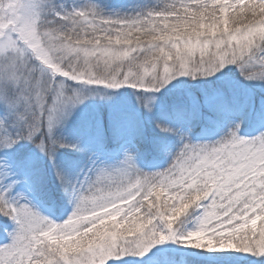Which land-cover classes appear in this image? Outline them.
<instances>
[{
    "label": "snow or ice",
    "instance_id": "snow-or-ice-1",
    "mask_svg": "<svg viewBox=\"0 0 264 264\" xmlns=\"http://www.w3.org/2000/svg\"><path fill=\"white\" fill-rule=\"evenodd\" d=\"M229 66L264 85V0H155L133 14L99 0H0V217L12 225L0 264H264V95L233 85L211 97L235 117L211 142L157 123L180 141L163 170H143L130 150L110 164L89 156L83 176L56 161L61 148L86 151L59 133L90 96L130 88L151 112L171 82ZM245 122L258 134L241 136ZM29 143L74 206L61 222L27 195L40 171Z\"/></svg>",
    "mask_w": 264,
    "mask_h": 264
},
{
    "label": "rangeland",
    "instance_id": "rangeland-1",
    "mask_svg": "<svg viewBox=\"0 0 264 264\" xmlns=\"http://www.w3.org/2000/svg\"><path fill=\"white\" fill-rule=\"evenodd\" d=\"M79 3L80 0H69V3ZM99 3L106 12H119L121 14H133L151 7L155 0H99ZM230 67V66H229ZM231 68V67H230ZM180 79V78H178ZM171 82L163 89L164 94H156V101L153 110L148 112L142 108L138 101V93L130 88H122L118 91H110L107 96L93 95L84 100L73 111L59 134L66 137L67 142H80V147L86 149L79 152L71 148H61L56 155V161L62 167L69 170L73 176L80 174L83 176L89 166V156L96 159L100 164L115 163L122 158L125 150L135 153L137 164L145 171H158L168 167L172 156L180 147L179 135L162 132L156 124L178 129L181 133H187L193 142H211L223 136L232 126L234 118H226L218 107L213 106L209 100L211 97H220L226 94L216 92L212 94L211 84L199 86L200 93H194V89L186 88L178 91L180 85L186 77ZM209 80V78H208ZM234 82L233 79H231ZM247 90L258 96L264 95V85L259 83H246L244 86L235 81L233 85ZM181 97L195 100L199 105V115L195 117L180 116L175 118L167 110L165 104L171 101L172 106L181 103ZM170 98V99H169ZM205 107L209 113H206ZM215 120L223 123V130L209 132L206 128L212 126ZM249 122H245L240 129V135L250 137L258 134L259 129L252 126V130L244 131L243 128ZM199 127L203 128L198 129ZM26 150L31 152L39 161V173L36 176L34 189L27 193L29 199L37 206L42 214L48 216L56 222L67 219L73 211V204L60 189L59 196L56 197L55 189L58 181L54 177V170L51 169V162L47 160L34 145H26ZM66 155H70L68 158ZM71 155L77 156L72 159ZM69 166L73 169H69ZM47 189L50 194L48 203L42 202L36 194V189ZM59 200V201H58ZM52 202V203H51ZM51 203V204H50ZM7 224L0 222L1 233L0 244L9 242L4 228L11 230L10 221ZM166 246L181 248L182 245L167 243ZM160 247V246H156ZM209 258L216 255L208 253Z\"/></svg>",
    "mask_w": 264,
    "mask_h": 264
},
{
    "label": "trees",
    "instance_id": "trees-1",
    "mask_svg": "<svg viewBox=\"0 0 264 264\" xmlns=\"http://www.w3.org/2000/svg\"><path fill=\"white\" fill-rule=\"evenodd\" d=\"M122 1H127V0H122ZM230 67H227L221 73L217 74L215 77L209 78V81H208V78H201L199 80H192V79L186 77V79L182 83L183 85H180V87H179L180 89L178 91L180 92V91L185 90L186 88L191 87L192 89L195 90V92L197 94H199L200 93V90L198 88L199 86L202 87L203 85L213 84L212 89L210 91H213V92L217 91V92H222L225 94L230 93L231 92V86H233V83L235 81L239 82V84L243 85V86L246 84V82H244L242 80V78H240L238 71L234 67H232V66H230ZM180 79H178V83H180ZM231 79H233L234 82H232ZM158 94L162 95V94H164V91L161 90ZM190 102H191V100L189 98L187 99L186 97H181V103L176 104L173 107L171 104V101H169L165 104L166 112H167V110L170 111V114H173L175 118L180 117L182 115L187 116V117H192V116L188 115V113L191 110ZM208 109L215 111V108L212 109L209 107L208 108L205 107L204 111H207ZM220 112L223 113L224 115H226V118L232 119L234 117L230 113H228L222 109H220ZM206 113H209V111H207ZM252 126L253 125L251 123H249V128H251ZM208 129H211L212 132H215L217 130H219V131L223 130V123L219 120H215L214 126L209 127ZM201 130H203V129H201ZM249 130H252V129H249ZM65 156L70 158V155L65 154ZM71 157H72V159L77 158V156H74V155H71ZM68 167H69V169H73V167L71 168L69 166V164H68ZM0 222L2 224H7L6 218H4V217H0ZM0 233H1V227H0ZM133 259H140V258H133Z\"/></svg>",
    "mask_w": 264,
    "mask_h": 264
}]
</instances>
